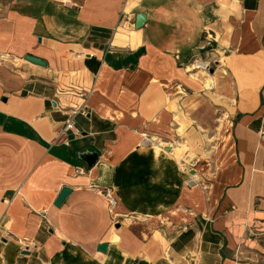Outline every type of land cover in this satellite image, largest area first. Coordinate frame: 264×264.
I'll use <instances>...</instances> for the list:
<instances>
[{"label": "crops", "instance_id": "0c3cea01", "mask_svg": "<svg viewBox=\"0 0 264 264\" xmlns=\"http://www.w3.org/2000/svg\"><path fill=\"white\" fill-rule=\"evenodd\" d=\"M218 70L229 163L204 189L171 148L142 142L194 122ZM260 132L264 0H0V264H256Z\"/></svg>", "mask_w": 264, "mask_h": 264}, {"label": "rangeland", "instance_id": "374dc122", "mask_svg": "<svg viewBox=\"0 0 264 264\" xmlns=\"http://www.w3.org/2000/svg\"><path fill=\"white\" fill-rule=\"evenodd\" d=\"M211 68L216 69L213 65ZM203 76L207 78L205 95L200 100L201 109L195 121L170 123L168 128L159 129L157 134L144 137L147 141L144 145L177 148L180 152L178 162L186 174L195 180L194 185L206 189L229 163L227 134L232 108L229 82L221 77L220 71L210 78ZM249 255L256 264L264 262L256 247Z\"/></svg>", "mask_w": 264, "mask_h": 264}, {"label": "water", "instance_id": "95a60500", "mask_svg": "<svg viewBox=\"0 0 264 264\" xmlns=\"http://www.w3.org/2000/svg\"><path fill=\"white\" fill-rule=\"evenodd\" d=\"M146 21V17L144 14H136L135 15V19H134V29L138 30L140 28H142V26L144 25ZM24 60H26L27 62L29 63H32L34 65H38V66H45V63L40 60V59H37V58H34V57H31V56H24ZM80 160H82L88 167H92L94 165V163L96 162V159H97V155L93 152H90V153H82L80 156H79ZM70 194V189L66 188V187H63L55 202H54V206L55 207H58L61 202L65 199V197L67 195ZM106 247L107 245L105 243L103 244H100L97 246V251L100 252V253H105L106 251Z\"/></svg>", "mask_w": 264, "mask_h": 264}, {"label": "built area", "instance_id": "2783aa9c", "mask_svg": "<svg viewBox=\"0 0 264 264\" xmlns=\"http://www.w3.org/2000/svg\"><path fill=\"white\" fill-rule=\"evenodd\" d=\"M194 67H195V69L201 70V71H208L211 68L209 63H207L205 61H201V60L195 61ZM74 114H75V112H73L72 116ZM72 125H73L72 119L69 118L65 122L64 129L65 130L71 129ZM259 140L264 143V133L263 132H260ZM146 142L147 141L144 139L142 144L144 145ZM75 171H76V173H81L82 172L81 169H79V168H76ZM98 193L104 198L108 209L112 210L114 208V206L116 205V201L111 196L109 189L99 190ZM25 249L26 250L29 249V246L26 245Z\"/></svg>", "mask_w": 264, "mask_h": 264}, {"label": "bare ground", "instance_id": "6f19581e", "mask_svg": "<svg viewBox=\"0 0 264 264\" xmlns=\"http://www.w3.org/2000/svg\"><path fill=\"white\" fill-rule=\"evenodd\" d=\"M193 69V68H191ZM222 69V68H221ZM222 74H225V71L222 70ZM172 154L175 156L176 159H178V154H180L179 150L177 148H171Z\"/></svg>", "mask_w": 264, "mask_h": 264}]
</instances>
